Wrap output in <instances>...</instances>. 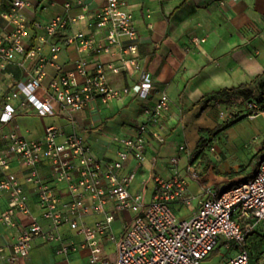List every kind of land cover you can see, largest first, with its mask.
<instances>
[{"label":"built area","instance_id":"2783aa9c","mask_svg":"<svg viewBox=\"0 0 264 264\" xmlns=\"http://www.w3.org/2000/svg\"><path fill=\"white\" fill-rule=\"evenodd\" d=\"M26 5L23 0H12L11 9L3 13L15 29L10 36L0 39V63L22 55L33 60L34 73L7 94L1 122L12 124L22 109L42 116L63 112L74 118L75 113L95 99L109 104L135 92L141 101L143 119L134 134H105L117 146L114 158L96 153L85 134L76 130L66 133L55 125H48L41 138H28L15 127L4 133V147L0 149V172H3L0 199L6 196L8 204L0 213V222L13 232V241L0 245V264H22L29 257L35 239L55 243L56 253L65 257L87 248V264H203L221 238L239 247L229 264H250L248 233L242 219L264 221V157L256 162L246 179L228 188L209 189L208 196L199 198L197 210L188 218H180L174 205L190 206L194 199L187 177L178 172L165 177L155 170L145 174L146 162L153 169L161 158L158 155L149 158L148 149L151 140L165 142L162 130L171 98L165 89L157 88L138 56V45L121 46L123 37L139 38L128 0H106L89 23L93 33L78 31L55 40L51 58L42 55L41 44L73 28L85 16L60 14L44 24H30L21 11ZM32 27L40 44L33 45L28 38ZM99 32L103 35L100 39L96 37ZM204 41L192 39L194 44ZM63 45H76L80 53L93 50L99 54H114L113 49L119 47L118 57L108 62L97 61L92 73L88 61L80 58L76 72L84 76L82 82L75 72H70L59 75L45 89L46 66L55 62ZM123 71L136 76V85L111 83L109 72ZM44 89L40 96L38 92ZM258 112L255 109L251 118ZM179 151H187V147L181 145ZM131 159L135 161L134 167L123 173ZM166 162L176 168L180 157L170 156ZM14 165L19 169L12 170ZM193 167L188 169L195 175ZM140 176L145 177L144 182H152L150 199L143 190L132 191ZM32 196L40 214L30 208ZM120 212L132 214L121 236L115 229L116 215ZM20 213L30 216L29 224L18 219ZM93 214L103 217L93 223L85 221ZM65 226L80 239L67 237L63 232ZM109 242L116 243L113 262L106 254Z\"/></svg>","mask_w":264,"mask_h":264},{"label":"crops","instance_id":"0c3cea01","mask_svg":"<svg viewBox=\"0 0 264 264\" xmlns=\"http://www.w3.org/2000/svg\"><path fill=\"white\" fill-rule=\"evenodd\" d=\"M27 3L22 8L28 22L46 23L57 15H82L73 28L60 32L57 37L41 44L42 55L51 58L52 44L68 33L84 31L93 33L89 23L93 14L106 0H23ZM70 4V6H69ZM138 31V39L123 37L121 46L138 45V56L144 67L153 77L157 88L165 89L171 98V108L165 113L162 134L165 142L159 144L151 140L148 149L149 158L160 156L159 163L152 169L146 162L145 174L156 171L165 177L178 172L190 177L189 193L194 196L193 202L202 195L208 196L209 189H224L246 179L253 172L256 159L251 167L243 171V165L257 158L264 141V118L249 119L241 128V121L228 129L222 128L225 123V99L247 92L257 95L264 92V0H128ZM12 7V0H0V39L10 36L15 25L3 13ZM102 38V33H97ZM205 39L194 44L193 38ZM28 38L33 45L40 44L35 29L28 30ZM58 42V41H57ZM119 47L114 54L87 51L80 53L76 45H63L54 63L46 66L43 86L48 89L51 83L61 74L75 72L78 81L84 76L76 72L77 61L84 58L92 73L97 61L108 62L118 57ZM24 61V64H22ZM33 60L19 55L16 59L0 63V117L5 98L19 81L27 80L33 75ZM111 83L116 86L136 85V76L128 71L109 72ZM44 90L38 94L43 95ZM18 105V101L14 102ZM223 114V116L221 115ZM52 117H59L58 123L51 122ZM143 119L141 101L135 93L120 100L103 104L99 99L91 101L83 110L70 118L65 113L42 116L30 109H22L7 125L0 120V149L4 147V133L15 127L28 138H41L48 125L63 128L66 133L84 129L87 140L96 153L104 158H114L117 146L105 134H134ZM240 130V129H239ZM185 145L187 151H179ZM214 147V149H211ZM179 155L178 167L172 168L166 158ZM248 161V162H247ZM135 165L134 159L127 162L123 173H128ZM189 166H194L195 175L190 173ZM14 165L12 170H18ZM185 175V176H186ZM3 172H0V179ZM144 176L133 185L135 191H145L149 199L152 182H144ZM188 178V177H187ZM134 191V192H135ZM198 194H201L197 196ZM7 197L0 199V213L6 209ZM30 208L40 214L34 196ZM184 204L176 203L175 210L185 209ZM126 214V223L132 214ZM118 213V214H120ZM117 214V215H118ZM190 214V215H191ZM116 215V220H117ZM102 214L87 216L85 221L93 223L102 218ZM185 216L184 218H186ZM18 219L24 224L30 223L28 214L20 213ZM115 220V222H116ZM118 226L119 236L125 224ZM242 225L248 233L250 264H264V221L243 218ZM63 232L67 237L80 239V236L65 226ZM13 241V232L0 222V245ZM55 243L35 239L28 258L22 264H47L57 257ZM239 251L231 241L221 238L218 246L203 261V264H229ZM74 253L87 256L89 250L80 249ZM61 256V255H59ZM64 259H71L69 257ZM68 260V261H69Z\"/></svg>","mask_w":264,"mask_h":264},{"label":"rangeland","instance_id":"374dc122","mask_svg":"<svg viewBox=\"0 0 264 264\" xmlns=\"http://www.w3.org/2000/svg\"><path fill=\"white\" fill-rule=\"evenodd\" d=\"M264 92L263 93H258L257 95H251L247 92L244 93H240L239 96L233 97V98H227L225 99V104L227 105L225 107V123L222 125V128H226L229 124L233 123V122H240V124H242L241 128H239L237 131H239L240 134H243L242 132H245V130L243 129V124H247V122H249L248 120L251 119H255V118H259V117H263L264 118ZM257 109L259 112L256 115L255 118H251V116L254 113V110ZM59 117L58 118H51V122H55L58 123ZM250 123V122H249ZM80 133L84 134L85 131L84 129L79 130ZM261 148V147H260ZM257 158L253 159L251 161V163H246L245 165H243V171L248 170L251 165L253 164V162L257 159H259L260 157L264 156V152L259 153L258 155H256ZM248 162V161H247ZM186 175V174H185ZM186 177H188V181L190 182V177L188 175H186ZM132 191H135L132 188ZM136 192V191H135ZM201 194H198L197 196H199ZM150 199V198H149ZM197 206V200L194 201V203L190 206H185V209H183L182 211L177 210V213L179 215L180 218H184L185 216H187L186 218H188L191 214V212L195 209V207ZM126 214L124 213H120L117 215V220L115 222V229L118 231L119 228V224L122 225L124 223H126ZM106 254L108 255V257L110 258V261H114L116 259V243L115 242H109L106 244ZM86 258L87 256L84 255L83 253H71V259H64V256H59L57 255V257H55L54 259L50 260V258H48L47 260V264H87L86 263ZM69 260V261H68ZM253 260L251 261V264H253Z\"/></svg>","mask_w":264,"mask_h":264},{"label":"trees","instance_id":"16d2710c","mask_svg":"<svg viewBox=\"0 0 264 264\" xmlns=\"http://www.w3.org/2000/svg\"><path fill=\"white\" fill-rule=\"evenodd\" d=\"M262 86L264 87V83L262 84ZM264 98V97H263ZM236 124V122H233V123H231V124H229L226 128H224L225 130L226 129H228L229 127H231V126H233V125H235ZM262 152H264V141L262 142V144H261V148H260V150H259V152L257 153V155L259 154V153H262ZM264 156H262V157H260V158H263Z\"/></svg>","mask_w":264,"mask_h":264}]
</instances>
